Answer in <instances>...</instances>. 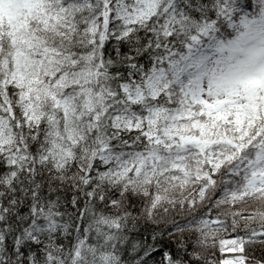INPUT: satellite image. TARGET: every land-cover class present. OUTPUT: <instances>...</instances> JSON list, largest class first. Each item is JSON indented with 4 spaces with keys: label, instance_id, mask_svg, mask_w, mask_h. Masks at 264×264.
<instances>
[{
    "label": "snow or ice",
    "instance_id": "obj_1",
    "mask_svg": "<svg viewBox=\"0 0 264 264\" xmlns=\"http://www.w3.org/2000/svg\"><path fill=\"white\" fill-rule=\"evenodd\" d=\"M0 264H264V0H0Z\"/></svg>",
    "mask_w": 264,
    "mask_h": 264
},
{
    "label": "trees",
    "instance_id": "obj_2",
    "mask_svg": "<svg viewBox=\"0 0 264 264\" xmlns=\"http://www.w3.org/2000/svg\"><path fill=\"white\" fill-rule=\"evenodd\" d=\"M222 238L225 239V240H230V239H232V237L229 236V235H227V234H225ZM225 247H227V245H225Z\"/></svg>",
    "mask_w": 264,
    "mask_h": 264
}]
</instances>
